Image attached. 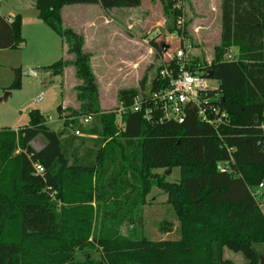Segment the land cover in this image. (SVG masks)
Returning a JSON list of instances; mask_svg holds the SVG:
<instances>
[{
  "label": "trees",
  "instance_id": "16d2710c",
  "mask_svg": "<svg viewBox=\"0 0 264 264\" xmlns=\"http://www.w3.org/2000/svg\"><path fill=\"white\" fill-rule=\"evenodd\" d=\"M161 1L168 32L183 34L176 1ZM35 3L38 19L72 56L43 70L62 75L74 67L81 82L75 89L79 106L58 107L61 133L51 130L38 110L18 131L0 130V264H236L226 258L227 251L241 255L243 264H263L264 213L254 191L264 183V0H221L220 42L214 61L204 65L218 84L203 97L213 124L196 110H188L183 123L161 120L157 112L147 120L130 110L139 97L131 88L118 92V109L126 110L120 128L116 111L100 109L86 39L64 27L62 10L75 5L131 9L142 0ZM22 29L20 16L0 14V50L21 49ZM154 48L163 53V46ZM232 49L239 59L225 61ZM161 68L145 99L168 87L159 78ZM12 89H21V81ZM88 116L90 128L81 124ZM38 138L44 143L40 151L32 147ZM36 163L44 167V177L35 174ZM221 165L229 171L222 173ZM174 168L181 169L176 183L154 173ZM154 187L168 197L178 238L152 242L136 230L122 237L120 226L140 223V208ZM172 228L168 222L161 226L168 234Z\"/></svg>",
  "mask_w": 264,
  "mask_h": 264
},
{
  "label": "rangeland",
  "instance_id": "374dc122",
  "mask_svg": "<svg viewBox=\"0 0 264 264\" xmlns=\"http://www.w3.org/2000/svg\"><path fill=\"white\" fill-rule=\"evenodd\" d=\"M183 16L195 8L190 0H175ZM190 3V5H189ZM203 10L197 17L207 21L183 19V34L168 32L170 25L164 3L161 0H143L136 9H115L101 12L89 5L66 6L63 10L64 27H73L84 35V52L91 55V66L98 81L99 104L103 113H112L119 108L118 92L135 88L139 96L149 92L156 71L165 59V53L184 48L187 59H199L202 65L214 61L215 48L221 37V0H201ZM0 10L6 18L21 17L22 35L25 46L18 50H0V130L18 131L29 124V113L38 110L46 119L47 126L57 132L64 131V121L60 119L58 107L63 109L79 106L75 89L81 85L74 67L62 75H54L43 70L63 59H71L63 40L48 26L38 19L35 0H2ZM194 11V10H193ZM95 18L99 22L88 26L87 21ZM106 18L108 21L106 22ZM185 32V33H184ZM154 44L167 50L157 53ZM234 53L236 51L232 49ZM21 81V89H12L15 82ZM212 88H217L216 81H209ZM43 99L37 103V99ZM65 114V113H64ZM91 124L86 128L92 127ZM120 128V122L117 120ZM73 133L70 131H65ZM88 147H94L92 140ZM33 149L40 151L43 140L38 138L32 143ZM165 176L170 183L181 179V169L167 171L155 170ZM257 192L259 195H256ZM256 201L264 209V189H255ZM168 197L154 187L146 197V204L140 208V223L122 224L120 235L127 237L128 232L136 230L152 242L177 239L179 223L173 210L167 204ZM264 211V210H263ZM164 222L173 228L168 234L162 231ZM264 264V246L262 247ZM226 258L236 264H243L241 255L226 252Z\"/></svg>",
  "mask_w": 264,
  "mask_h": 264
},
{
  "label": "built area",
  "instance_id": "2783aa9c",
  "mask_svg": "<svg viewBox=\"0 0 264 264\" xmlns=\"http://www.w3.org/2000/svg\"><path fill=\"white\" fill-rule=\"evenodd\" d=\"M183 25V20H181ZM165 59H162L161 70L159 73L160 80L167 81L168 87L152 93V95L145 99L142 96L137 97L134 100L130 110L134 113H141L144 118L149 120L154 113L160 115L161 120L174 121L177 123H183L187 117L188 110H196L199 118L209 124L214 122L210 120L205 109L204 95L212 88L209 85L211 79L208 78V71L205 70L202 63L193 64L195 59H187V54L184 48L165 53ZM237 54L230 50L224 57L225 61L232 62L237 60ZM212 81V80H211ZM43 99V94L37 99V103H40ZM126 110L120 108L116 111L120 126H122V115ZM213 113L218 111L213 109ZM92 116L84 117L81 119V124L86 126L92 123ZM76 136H82L77 131ZM35 174L44 177V167L36 163L33 165ZM222 173L228 172L229 168L224 165L220 166ZM259 189H264V183L259 186ZM56 193H52L51 196L55 197ZM256 195H259L257 192ZM255 196V193H254Z\"/></svg>",
  "mask_w": 264,
  "mask_h": 264
},
{
  "label": "crops",
  "instance_id": "0c3cea01",
  "mask_svg": "<svg viewBox=\"0 0 264 264\" xmlns=\"http://www.w3.org/2000/svg\"><path fill=\"white\" fill-rule=\"evenodd\" d=\"M191 2H194V6H195V8H193V10H189L188 12L190 13V17H188V13H186L185 15H184V19L185 20H189V19H197V20H199V21H203V22H205V21H207V19L206 18H204V17H197V14H196V12L198 13V14H200L201 13V11L203 10V4H201L200 3V1L201 0H190ZM205 1V0H204ZM207 1V0H206ZM142 2H143V0H142ZM209 3H210V0H209ZM189 5H190V3H189ZM91 8H97V9H99L101 12H105V11H111V10H115V9H110V10H103L100 6H92ZM1 9V8H0ZM132 9H136V8H131V9H129V10H132ZM63 10H64V8H63ZM63 10H62V18H63V21H65L64 20V17H63ZM195 10H196V12H195ZM0 14L2 15V13H1V10H0ZM3 16V15H2ZM3 17H5V16H3ZM6 18V17H5ZM100 20V19H99ZM99 20L97 19H95V18H93V19H90L89 21H87V25L88 26H91V25H93V24H95L96 22L98 23L99 22ZM108 21V19L106 18V22ZM69 28H71V29H74L73 27H69ZM76 31V30H75ZM24 42H25V40H24ZM23 46H25V43H24V45ZM261 209H262V211L264 210L263 209V207L261 206ZM263 213H264V211H263Z\"/></svg>",
  "mask_w": 264,
  "mask_h": 264
},
{
  "label": "water",
  "instance_id": "95a60500",
  "mask_svg": "<svg viewBox=\"0 0 264 264\" xmlns=\"http://www.w3.org/2000/svg\"><path fill=\"white\" fill-rule=\"evenodd\" d=\"M167 49L166 48H164V52L166 51ZM239 59V57H237V60ZM212 72L211 71H209V73H208V78L209 79H211L212 78ZM171 172L170 171H167V175H169Z\"/></svg>",
  "mask_w": 264,
  "mask_h": 264
}]
</instances>
